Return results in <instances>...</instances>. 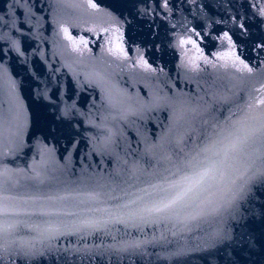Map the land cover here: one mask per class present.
I'll return each mask as SVG.
<instances>
[{"label":"water","instance_id":"95a60500","mask_svg":"<svg viewBox=\"0 0 264 264\" xmlns=\"http://www.w3.org/2000/svg\"><path fill=\"white\" fill-rule=\"evenodd\" d=\"M117 36L127 56L109 51ZM261 45L264 0H0L14 225L0 264H264L259 134L224 160L210 203L164 218L122 207L233 127L264 124Z\"/></svg>","mask_w":264,"mask_h":264},{"label":"snow or ice","instance_id":"6c2138e0","mask_svg":"<svg viewBox=\"0 0 264 264\" xmlns=\"http://www.w3.org/2000/svg\"><path fill=\"white\" fill-rule=\"evenodd\" d=\"M165 6H167V0H165ZM91 7L96 8L97 4L92 3ZM240 27L243 29L244 25L241 24ZM196 35L199 36L200 34L196 33ZM223 38L229 42L232 39L228 33H225ZM121 39V37L117 36V42L114 43L112 48H109V51L114 54L127 56L122 43L119 42ZM81 43L86 46L88 42L82 40ZM180 43L181 45L190 44L197 51H200L199 44L194 39L188 38L187 40H181ZM260 47H264V45ZM233 55H235L234 44L232 52L218 54V58L229 59ZM198 58L205 60V62H210L202 53ZM235 59L240 60L239 56H236ZM240 63L243 64L244 69L249 73L253 72V69L244 64L242 60H240ZM258 103L264 104V98L260 99ZM257 134L260 137H264V124L260 128L252 130H246L243 126L233 127L230 131H227L226 135L222 134L220 139L211 141L209 145L199 148L194 155L180 160L176 167V173L172 174L173 178L166 179L163 186L150 185V190L141 189L144 193L143 196H137L127 204L122 205V207L128 210V215L133 218L141 214L164 218L179 215L192 205L197 204V201H199L197 206L210 203V201H206L202 197L214 184L224 178L225 173L221 168L224 160L229 157V154L242 151L243 147L249 142H255ZM217 145H219L218 148L216 147ZM3 175L4 173L0 172V177H3ZM260 176L264 177V172H261ZM4 191L3 182L0 181V238L14 227L13 224L8 222L9 215L13 209L10 207L9 198L3 195ZM241 191H243V187H241ZM145 196L148 197L147 201L144 199ZM234 199L235 196L233 197Z\"/></svg>","mask_w":264,"mask_h":264}]
</instances>
